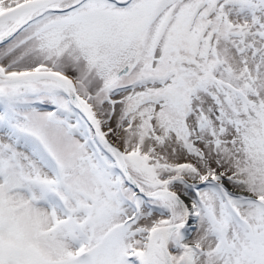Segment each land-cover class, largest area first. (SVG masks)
<instances>
[{"label":"snow or ice","instance_id":"obj_1","mask_svg":"<svg viewBox=\"0 0 264 264\" xmlns=\"http://www.w3.org/2000/svg\"><path fill=\"white\" fill-rule=\"evenodd\" d=\"M0 264H264V0H0Z\"/></svg>","mask_w":264,"mask_h":264}]
</instances>
